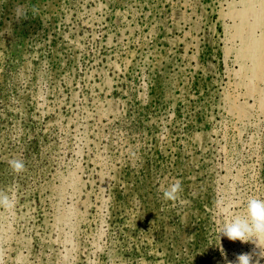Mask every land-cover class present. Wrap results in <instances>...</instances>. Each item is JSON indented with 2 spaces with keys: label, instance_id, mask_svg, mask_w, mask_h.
<instances>
[{
  "label": "rangeland",
  "instance_id": "1",
  "mask_svg": "<svg viewBox=\"0 0 264 264\" xmlns=\"http://www.w3.org/2000/svg\"><path fill=\"white\" fill-rule=\"evenodd\" d=\"M263 64L264 0H0V264H264Z\"/></svg>",
  "mask_w": 264,
  "mask_h": 264
},
{
  "label": "clouds",
  "instance_id": "2",
  "mask_svg": "<svg viewBox=\"0 0 264 264\" xmlns=\"http://www.w3.org/2000/svg\"><path fill=\"white\" fill-rule=\"evenodd\" d=\"M8 166L16 174L21 173L25 167L23 161L17 159L9 160ZM181 190V184L177 181L163 191V198L166 201H174ZM214 206L221 213H226L229 207L222 197L214 201ZM0 208L9 211L14 209L15 197L0 190ZM216 223L220 240L226 237L231 241L252 242L261 249L258 255L264 257V199L251 197L246 202L243 215H235L231 219H225L223 223L220 221ZM223 251L221 246V252ZM250 260V254H241L237 257L238 264H250Z\"/></svg>",
  "mask_w": 264,
  "mask_h": 264
},
{
  "label": "bare ground",
  "instance_id": "3",
  "mask_svg": "<svg viewBox=\"0 0 264 264\" xmlns=\"http://www.w3.org/2000/svg\"><path fill=\"white\" fill-rule=\"evenodd\" d=\"M260 59H261V57H260ZM261 61V60H260ZM264 65V64H263ZM260 67V66H259ZM262 67V66H261ZM261 67H260V69H261ZM263 68V67H262ZM262 70V69H261ZM261 70H259V71H261ZM258 74V73H257Z\"/></svg>",
  "mask_w": 264,
  "mask_h": 264
}]
</instances>
